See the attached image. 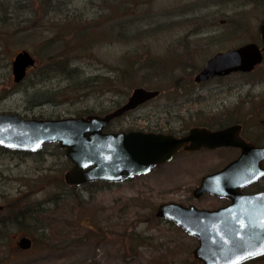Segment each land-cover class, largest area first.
<instances>
[{"label": "rangeland", "instance_id": "obj_1", "mask_svg": "<svg viewBox=\"0 0 264 264\" xmlns=\"http://www.w3.org/2000/svg\"><path fill=\"white\" fill-rule=\"evenodd\" d=\"M0 1L10 3L4 11L15 21L21 18L17 32L0 23V113L104 114L133 87L146 86L162 92L143 105L142 117L164 119L167 108L184 114L191 107L242 123L246 137L264 135V56L249 73L193 82L215 52L260 43L264 0H52L49 6L45 0ZM24 49L35 66L15 82L11 62ZM51 54L54 62L47 60ZM60 55L74 67L70 72L60 68ZM143 112L112 121L109 130L121 129L126 117L134 123ZM235 152L181 153L120 183L71 186L63 179L70 163L57 143L35 153L0 147V264H201L192 256L197 239L156 217L155 208L166 201L220 203L195 201L190 192L201 174L220 168ZM258 186L264 187V179ZM28 207L36 225L45 227L44 237L20 249L18 238H33L35 225L11 218ZM248 264H264V257Z\"/></svg>", "mask_w": 264, "mask_h": 264}, {"label": "water", "instance_id": "obj_2", "mask_svg": "<svg viewBox=\"0 0 264 264\" xmlns=\"http://www.w3.org/2000/svg\"><path fill=\"white\" fill-rule=\"evenodd\" d=\"M258 30L263 44L261 47L255 42H247L218 52L205 61L194 80L202 81L231 72L252 70L262 60L264 18ZM34 63L35 58L28 50L18 51L11 62L13 80L20 81L26 69ZM158 93V90L135 87L125 103L104 115L38 119L0 113V146L36 152L46 142H57L71 163L64 173V180L75 185L96 180L118 182L144 174L169 161L179 148L192 150L200 146H237L241 150L239 156L220 170L203 176L195 188L196 194L209 192L229 198L231 201L228 205L206 210L167 201L156 206L155 215L172 221L188 234L197 237L198 243L192 255L202 264H238L263 253L264 190L244 194L240 189L264 174L261 166L264 146H254L236 135L239 125L214 131L194 127L181 136L162 132L103 130L112 118ZM237 211L247 212L250 224L234 223L233 214ZM17 245L20 249H28L32 239L22 235Z\"/></svg>", "mask_w": 264, "mask_h": 264}, {"label": "flooded vegetation", "instance_id": "obj_3", "mask_svg": "<svg viewBox=\"0 0 264 264\" xmlns=\"http://www.w3.org/2000/svg\"><path fill=\"white\" fill-rule=\"evenodd\" d=\"M168 14H172V12H168ZM217 52H220V51H217ZM217 52H215L214 54H216ZM263 56H264V53H263ZM210 57H208V58H210ZM258 65H256V66H258ZM256 66L253 68V70H255ZM31 68L32 67L27 68L26 72H28ZM253 70H251V71H253ZM233 73H240V72H231V73H229L227 75L218 76V77H214V78L227 77V76H229L230 74H233ZM214 78H212V79H214ZM212 79H210V80H212ZM207 81H209V80L200 81V82H194L193 81V82L196 83V84H199V83H204V82H207ZM142 87H144V86H142ZM144 88L145 89H150V87H146V86ZM155 89H157V88H155ZM158 90H159V93L156 96H154L152 98H149V99H146V100L138 103L134 108H130L128 110H125L121 115H119V116L113 118L112 120H110V122H109L108 126L105 128V130L106 131H114V130H109V127H110V124L112 123V121H114L116 119H120L123 116L125 117L130 112H134V111H142L143 112L144 111L143 105H146L149 101L155 99L162 92L159 88H158ZM125 102H126V100L123 103H125ZM123 103H121L120 105H122ZM109 111H111V110H109ZM165 112H168L169 114L167 116H165L164 119H157V118L153 119L152 117H150V116L148 117L147 115H146V117H142L143 115L147 114V112L137 113V116L134 118V123H131L129 120H127V117H126L124 122L120 125L121 127L122 126L123 127L121 129H118V131L136 130V131H143V132H164V133H171V134L176 135V136H181V135L187 134L189 132V130L191 128H194V127L207 128L209 130L214 131V130H219V129H222V128H225V127H228V126L236 124V125H239V128L236 130V135H238L240 138H242L245 142H247L249 144H252L254 146H264V142H263L264 141V135L259 136V138H257V139L256 138H249L248 136L246 137L242 133V128H244L242 123H238L237 121H235L233 119H228L227 118V119H225V121L216 120V119H213V117L210 116V115H207V114L204 115L201 110L199 111L200 114L196 113L198 111L197 110L193 111V109L191 107H186L184 114L183 113H178L177 110H175V109H174V111L170 112L168 108L165 109ZM201 114H203L202 117H200ZM137 117H138V120L140 121V123L136 122ZM195 117L201 118L202 122L199 121V120H196ZM231 121H234V122H231ZM125 123H129V127H127L128 125H125ZM251 125L253 126V124H251ZM260 127H262V126H260ZM261 129L264 130V127H262ZM230 149H234L236 151L234 156L231 157L230 159H228V161L225 164H223L220 168L212 170V171H207V172L201 174L199 176V178H198L197 183L192 187L191 192H190L191 199H194L195 201H199V200H203L204 201L206 199L215 198L218 201H220V203H218L217 205H202V206H198V205L193 204V203H187V204H183V205H185V206L193 205V206H195L198 209H206V210L220 209V208L225 207L226 205H228L230 203V201H231L229 198L221 197V196H218L217 194H211L209 192H203V193H200V194H196L195 188L197 186H199L200 179L203 176H205V175H207L209 173H213V172L223 168L224 166H226L232 160H235L239 156L241 150L237 146L228 145V146H218V147H213V148L200 146L199 148L192 149V150H185V149L183 150L181 148V149H179L176 152V154L172 157V159L170 161L174 160L175 157L178 154H181V153L182 154L192 155V154H199V153H205V152H214V151L223 152V150L230 151ZM169 162H167V163H169ZM167 163H164V164H167ZM164 164H161V165H164ZM161 165H159V166H161ZM261 165L264 167V159L261 161ZM159 166H157V167H159ZM263 179H264V175L259 177L257 180L249 183L248 185L242 187L240 189L241 193L251 194V193H256V192L263 191L264 187H259L258 186V184ZM1 211H2V209L0 210V213H1ZM233 216H234V221L233 222L236 223V224H239V225H248V224H250L249 223L250 221L247 219L249 214L247 212H245V211H237V212H235L233 214ZM242 218H246V220H243ZM238 231H240V230L238 229ZM263 257H264V253L260 254L258 256L252 257L250 259H247L244 262H241L240 264H248V263H250L252 261L260 260Z\"/></svg>", "mask_w": 264, "mask_h": 264}, {"label": "trees", "instance_id": "obj_4", "mask_svg": "<svg viewBox=\"0 0 264 264\" xmlns=\"http://www.w3.org/2000/svg\"><path fill=\"white\" fill-rule=\"evenodd\" d=\"M35 1H37V3L39 4L40 3V1H41V3L40 4H42L43 2V0H28V2L27 3H29V4H31V3H33V2H35ZM46 2H45V4H47V6H49L50 5V3H51V1L52 0H45ZM126 1H129V0H126ZM6 3V7H7V5L8 4H10L9 2H2V1H0V11H2L3 12V14H4V16H0V23H1V26L2 25H5V24H9V25H11L12 26V29H14L13 30V32H17V28H20L18 25V23H19V21H21V18L19 19V21H18V19L15 21V18L17 17V16H9L10 14L9 13H6L4 10V4ZM124 3H129V2H124ZM42 9V8H41ZM25 19V21L27 20L26 18H24ZM13 23H16V25L15 24H13ZM15 26V27H14ZM67 30H69L68 32H70V30H71V32L73 31V26H72V28L71 27H69ZM20 31V30H19ZM83 36H85V35H83ZM86 37V36H85ZM74 38V37H73ZM86 38H88V37H86ZM86 38H81L84 42L85 41H87V39ZM88 41H90V38H88ZM53 54H51L48 58H47V60L49 61V62H54V59H53V56H52ZM63 56H61L60 55V60H61V63H60V68H62V69H66V71H68V72H70V68H74V67H71L70 65V63H68L65 59L66 58H64ZM46 60V61H47ZM59 60V59H58ZM70 64V65H69ZM98 79L96 78H94V81H97ZM45 94V93H44ZM35 214V212L33 211V209L31 208V207H28V208H23V209H21L20 211H18V212H16L15 213V215H14V217L13 218H11V220L13 221V222H16V223H24V226H27V223H30V224H32V222H34L33 224L35 225V227H34V230H32L30 233H33L32 235H33V244L34 243H36L40 238H42V237H44V229H45V227L44 226H42V225H36V220L37 219H34L32 216ZM36 218V217H35ZM1 226V225H0ZM23 230H26V228H22Z\"/></svg>", "mask_w": 264, "mask_h": 264}]
</instances>
